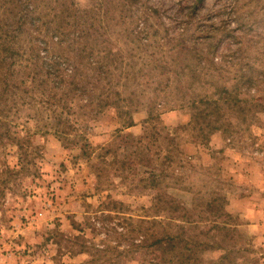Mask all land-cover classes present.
<instances>
[{"label":"rangeland","instance_id":"1","mask_svg":"<svg viewBox=\"0 0 264 264\" xmlns=\"http://www.w3.org/2000/svg\"><path fill=\"white\" fill-rule=\"evenodd\" d=\"M15 2L20 6L16 11L26 14L25 28L33 34L38 1L0 0V4ZM73 2L82 7L88 0ZM141 2L138 6L142 10L144 6L157 9V14L150 17L151 26L146 28L152 43L128 60L177 61L179 69L171 67L169 78L158 75L149 88H144L139 101L124 104L131 110L132 126L123 127L115 108L89 123L87 140L101 154L92 158L95 166L78 155L77 147L65 146L52 133L38 132L34 122L19 131L20 135H31L27 156L19 157L16 146H0V264H97L89 262L85 239L93 237L99 244L103 235L92 236L88 229L81 234L71 223L93 216L107 196L124 205V214L113 218V223L152 217L165 220L169 213L163 192L185 205L192 220L197 221L195 228L187 226V230L205 244L198 252V264H213L225 253V264H264V91L260 86H252L249 91L241 87L238 97L248 99L246 104L253 102L256 108L237 115L224 105L221 110L230 118H220L216 123L222 131H202L198 124L191 123L195 111L211 106L216 89L232 88L237 71L247 69L254 82L261 75L264 0H203L194 11L190 9L192 0ZM120 27L117 25V30ZM222 32L227 33L218 41ZM26 38L21 41L24 45L30 44ZM157 39L162 46L153 42ZM182 46L190 52H178ZM121 47L127 49L124 44ZM210 50L217 57L234 54L228 60L234 66L219 76L221 79L200 69L204 60L209 61L206 52ZM179 63L194 66L196 72L176 75L173 71L182 69ZM215 63L225 67V58ZM178 77L180 83L175 81ZM145 80L139 78V85H131L129 92L137 93ZM151 111L153 117L147 121ZM227 127L229 134L223 131ZM173 128H179L173 131L178 137L168 144L165 136ZM168 146L172 156L189 161V166L180 175L182 180L173 184L168 179L167 185L162 174ZM130 152L132 158L123 167ZM150 172L156 174L157 183L142 181ZM158 194L162 200L156 198ZM176 218L179 222L184 219L180 215ZM213 223L220 228L211 229ZM132 225L137 227L135 222ZM143 231L138 229L134 238L137 240ZM154 254L144 249L133 251L116 264H150Z\"/></svg>","mask_w":264,"mask_h":264},{"label":"trees","instance_id":"2","mask_svg":"<svg viewBox=\"0 0 264 264\" xmlns=\"http://www.w3.org/2000/svg\"><path fill=\"white\" fill-rule=\"evenodd\" d=\"M37 1L36 21L33 24L36 32L33 34L24 26L27 22L26 14L16 11L20 7L18 2L13 5L0 4V146H16L19 157L27 156L32 143L31 135H20L19 131L20 127L34 122L38 132L52 133L65 146L77 147L78 155L95 166V163H91L92 158L101 154H97L87 140L91 129L89 123L107 109L115 108L118 116L123 119V127L132 126L131 110L124 104L139 101L140 94L144 93V88H149L155 77L164 74L169 78L168 73L172 71L170 68L179 69V66L177 61L172 64L164 59L128 60L129 57L135 58L137 50L147 48L152 43L146 28L151 26L150 17L157 14V9L144 6L142 10L138 6L142 3L141 0H88L82 7L73 0ZM202 2L203 0H192L190 9L196 10ZM133 7L135 11L131 12ZM117 25L121 26L118 30ZM209 29L212 30L213 27L210 26ZM154 32L156 35L158 30L155 29ZM225 33L227 32H222L218 41ZM26 37L30 43L28 45L21 42ZM158 39L153 42L160 47L162 44ZM162 39L164 42L165 38ZM121 44L127 47L125 51ZM182 49L184 53L190 52L184 46L177 51ZM213 53V50L206 52V60L209 61L204 60L200 69L210 73L213 78L221 79L219 76H224L230 66H234L232 60L228 61L234 54L217 57ZM222 58H225V67L222 63H215ZM165 69L168 70L164 72ZM187 71L196 72L194 66L185 64L180 72L173 73L186 74ZM198 73L200 74L199 70ZM260 73V78L257 77L254 82L252 73L247 69L245 72L244 69L237 71L232 88L220 86V89H216L211 106L195 111L191 123L196 126L198 124L202 131L209 128L210 132H214L221 130V126L216 125L220 118H230H227L226 111L221 110L224 105L237 115L256 108L251 104L253 102L246 104L248 99H240L238 94L241 93V87L249 91L252 86H260L259 89L264 91V69ZM142 77L146 80L140 84V90L137 93L129 92L130 86L139 85L138 79ZM175 81L180 83L181 78L178 77ZM180 90L183 93V88ZM206 98L205 96L202 100ZM152 117L151 111L147 121ZM204 123L207 126L201 127ZM228 125L230 126L229 123ZM178 129L173 128L169 131V136H165L168 144L178 137L175 133ZM223 131L229 134L228 127ZM234 132L236 131L232 134ZM157 138L158 136L155 137ZM167 149L164 156L167 166L162 179L168 185V179L173 180V184L182 180L181 176L189 166V161L175 158L170 153L171 147L168 146ZM132 153L125 155L123 167L132 158ZM155 176L154 172H150L149 177L142 181L155 184ZM163 195L169 213L165 220L152 217L148 220H117L113 223V218L124 214V205L107 196V201L101 202L98 212L95 211L93 216L85 217L81 223L73 221V229L81 234L88 229L92 236L99 233L103 235L99 244L94 242L93 237L85 239L89 244V262L116 264L133 251L144 249L155 253L150 264H198V252L205 244L197 239L196 234L187 230V226L195 228L197 221L192 220L191 211L175 197L166 192ZM156 198L160 200V194ZM178 215L184 218L180 222L176 221ZM133 222L137 227L132 225ZM144 222L146 226H143ZM210 228L220 227L213 223ZM138 229L144 231L136 240L133 235ZM123 242L126 246L122 245ZM225 254L213 264H225L228 253Z\"/></svg>","mask_w":264,"mask_h":264}]
</instances>
